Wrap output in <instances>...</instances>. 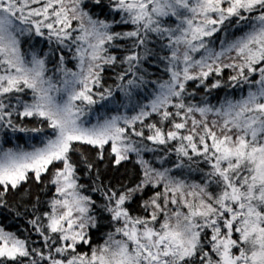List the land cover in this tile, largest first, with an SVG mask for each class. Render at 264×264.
<instances>
[{
  "label": "snow or ice",
  "instance_id": "obj_1",
  "mask_svg": "<svg viewBox=\"0 0 264 264\" xmlns=\"http://www.w3.org/2000/svg\"><path fill=\"white\" fill-rule=\"evenodd\" d=\"M0 264H264V0H0Z\"/></svg>",
  "mask_w": 264,
  "mask_h": 264
},
{
  "label": "trees",
  "instance_id": "obj_2",
  "mask_svg": "<svg viewBox=\"0 0 264 264\" xmlns=\"http://www.w3.org/2000/svg\"><path fill=\"white\" fill-rule=\"evenodd\" d=\"M71 66V65H70ZM221 95H223V93H221ZM213 103H215V100L213 101Z\"/></svg>",
  "mask_w": 264,
  "mask_h": 264
}]
</instances>
